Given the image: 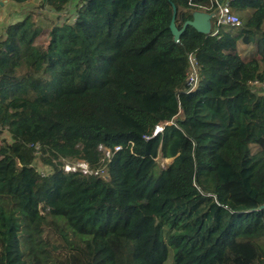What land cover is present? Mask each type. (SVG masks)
Returning <instances> with one entry per match:
<instances>
[{"label": "trees", "instance_id": "16d2710c", "mask_svg": "<svg viewBox=\"0 0 264 264\" xmlns=\"http://www.w3.org/2000/svg\"><path fill=\"white\" fill-rule=\"evenodd\" d=\"M74 2L0 37V264H264V0Z\"/></svg>", "mask_w": 264, "mask_h": 264}, {"label": "rangeland", "instance_id": "374dc122", "mask_svg": "<svg viewBox=\"0 0 264 264\" xmlns=\"http://www.w3.org/2000/svg\"><path fill=\"white\" fill-rule=\"evenodd\" d=\"M1 3H5L4 7L1 10V18L2 21L0 23V37L3 36V31L4 28L15 22L18 19H21L24 17V14H26L27 12H35V11H45L47 10V8H45L42 4H41V0H28L25 5H23V7L21 6H17L14 5L13 3L10 2V0H6L3 1L1 0ZM9 3L11 6H9ZM79 3V0H75V2L68 8V10L66 12H64V14L62 15L60 22L67 20V18H69V22H72V20H74L73 16H74V12H75V5ZM237 15V17L239 18L240 22H242L244 19L247 18L248 14L247 12H243V13H235ZM54 18V16H53ZM40 25L42 26L43 23L41 22ZM44 27V26H43ZM225 30H229V28L225 27ZM230 31H235V30H230ZM47 36V30L44 28V30L41 32V34L39 35V37L35 40V44H40L43 43L46 39ZM237 48L238 51L241 55L243 56H247L253 49L252 46H243L240 42H237ZM5 138H7V134L4 135ZM250 151L252 153H256L257 152V147L256 146H250ZM170 159L168 160H163L160 159L159 162L162 166H166L167 164L170 163ZM42 169L41 173H45L47 172V169L45 171L44 168H41L40 166H37V169L39 170ZM54 234L57 237H61V236H65L69 243H73V239L71 237V235L65 231H63L62 228H60V226H57L56 231L54 232Z\"/></svg>", "mask_w": 264, "mask_h": 264}, {"label": "built area", "instance_id": "2783aa9c", "mask_svg": "<svg viewBox=\"0 0 264 264\" xmlns=\"http://www.w3.org/2000/svg\"><path fill=\"white\" fill-rule=\"evenodd\" d=\"M1 10H2V6H1V0H0V23L2 21L1 18ZM211 17L214 18V23L213 25H211L210 29L212 32V35H217L220 31L221 28L223 27H227L229 29H233L236 30L240 27V20L237 17V15L235 13L232 12L229 4L227 2L225 3H217V11L214 12ZM196 82H197V76H196V72L195 69L193 67V65L191 64V70H190V74L188 76L187 82H186V92H189L191 90H193L196 86ZM250 84L253 87L259 88L260 91H264V84H259L256 81H252L250 82ZM161 128H156L154 134L158 131H160ZM35 149L38 150V146H35ZM99 149L103 152L105 157H108L110 152L108 149L103 148V147H99ZM119 150V147H115L114 148V152H117ZM76 169H79L82 173H87L88 172V167L84 162H79L74 164L73 166H65L64 170L65 171H74ZM43 175V173H41ZM94 174H98L103 176L105 174L104 171H100V172H94Z\"/></svg>", "mask_w": 264, "mask_h": 264}, {"label": "water", "instance_id": "95a60500", "mask_svg": "<svg viewBox=\"0 0 264 264\" xmlns=\"http://www.w3.org/2000/svg\"><path fill=\"white\" fill-rule=\"evenodd\" d=\"M220 3V2H219ZM210 16L203 14V13H196L194 14L191 21H187L183 24L182 28L180 30H177L173 20L170 22L169 30L173 37V41L177 42L182 32L187 28L191 27L195 31L201 34H206L210 30Z\"/></svg>", "mask_w": 264, "mask_h": 264}, {"label": "crops", "instance_id": "0c3cea01", "mask_svg": "<svg viewBox=\"0 0 264 264\" xmlns=\"http://www.w3.org/2000/svg\"><path fill=\"white\" fill-rule=\"evenodd\" d=\"M3 1H6V0H3ZM4 5H5V3H4V4L1 3L2 8L4 7ZM23 5H25V3H24ZM23 5H22L21 7H23ZM9 6H11L10 3H9ZM17 6H18V5H17ZM18 7H19V6H18ZM209 23H210V27H211V22L209 21Z\"/></svg>", "mask_w": 264, "mask_h": 264}]
</instances>
